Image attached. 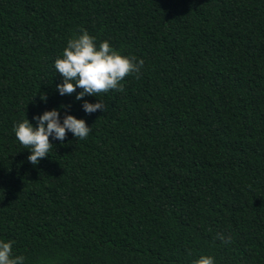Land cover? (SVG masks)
Masks as SVG:
<instances>
[{
  "label": "trees",
  "instance_id": "1",
  "mask_svg": "<svg viewBox=\"0 0 264 264\" xmlns=\"http://www.w3.org/2000/svg\"><path fill=\"white\" fill-rule=\"evenodd\" d=\"M82 29L144 61L90 115L56 92ZM62 105L91 132L32 165L13 126ZM0 239L25 264H264V0H0Z\"/></svg>",
  "mask_w": 264,
  "mask_h": 264
},
{
  "label": "clouds",
  "instance_id": "2",
  "mask_svg": "<svg viewBox=\"0 0 264 264\" xmlns=\"http://www.w3.org/2000/svg\"><path fill=\"white\" fill-rule=\"evenodd\" d=\"M144 67V61L135 56L122 55L115 50L108 41L97 44L96 38L89 35L86 30L66 42L62 54L54 62L57 74L62 77L61 83L56 85V92L60 96H71L76 93V101H84L81 105L86 115L103 112L105 105L102 100L89 103L84 100L86 96L96 97L109 91L123 92L122 81L131 74L137 78ZM77 89H81L78 93ZM42 102L47 97L40 96ZM61 109L68 111L69 106L62 105L60 109L45 111L32 119L30 123L26 117L13 126V132L20 145L28 149L27 157L32 165L48 157L53 141H64L66 133H71L75 139L84 140L91 132L83 119H77L65 114L61 118ZM227 242V241H225ZM14 241L0 239V264H25L23 256L13 254ZM192 264H216L214 257L201 255L192 261Z\"/></svg>",
  "mask_w": 264,
  "mask_h": 264
}]
</instances>
